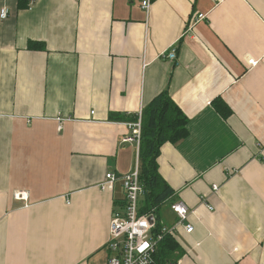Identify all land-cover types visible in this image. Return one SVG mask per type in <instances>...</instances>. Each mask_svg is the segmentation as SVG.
<instances>
[{"label": "crops", "instance_id": "1", "mask_svg": "<svg viewBox=\"0 0 264 264\" xmlns=\"http://www.w3.org/2000/svg\"><path fill=\"white\" fill-rule=\"evenodd\" d=\"M142 2L0 0V264H107L124 192L103 185L140 147L109 116L164 92L189 119L158 158L161 219L181 201L194 227L173 263L264 264V0Z\"/></svg>", "mask_w": 264, "mask_h": 264}, {"label": "built area", "instance_id": "2", "mask_svg": "<svg viewBox=\"0 0 264 264\" xmlns=\"http://www.w3.org/2000/svg\"><path fill=\"white\" fill-rule=\"evenodd\" d=\"M150 5L151 0H143L142 7L145 10H148ZM7 16L8 11L2 10L1 18L6 19ZM203 16L199 15L197 21ZM161 58L175 61L176 49L163 53ZM130 128L132 134L127 141L136 142L139 146L142 135V114L139 115L137 122L130 124ZM117 181L122 185L124 205L114 212L111 221L107 264H174L161 263L158 260V247L167 235H175L179 227H183L188 234L194 232V227L190 223L189 208L181 201L172 203L170 208L177 220L170 227L158 218L155 210L141 214L144 189L140 181L139 162L133 171L123 176L108 173L103 187H111ZM212 189L214 193L220 192L218 185H214Z\"/></svg>", "mask_w": 264, "mask_h": 264}, {"label": "trees", "instance_id": "3", "mask_svg": "<svg viewBox=\"0 0 264 264\" xmlns=\"http://www.w3.org/2000/svg\"><path fill=\"white\" fill-rule=\"evenodd\" d=\"M22 2L20 3V5ZM24 5L22 4L21 7ZM40 44H30L37 50ZM215 108L227 118L228 108L220 100L214 102ZM139 116L126 117L120 113L109 116L114 122H137ZM189 119L174 102L168 92L159 94L142 111V135L139 147L140 181L144 189L141 200V214L155 210L161 219V210L174 196V190L159 172L158 158L161 148L167 144H177L189 135ZM182 249L173 236L167 235L158 247V260L161 263L174 262L182 255Z\"/></svg>", "mask_w": 264, "mask_h": 264}, {"label": "rangeland", "instance_id": "4", "mask_svg": "<svg viewBox=\"0 0 264 264\" xmlns=\"http://www.w3.org/2000/svg\"><path fill=\"white\" fill-rule=\"evenodd\" d=\"M166 210H169V207L165 205V206L162 208L161 214L164 213ZM162 218H163V217H162ZM163 219H164V218H163ZM162 221H163V220H162ZM178 234H179V233H178ZM178 234L176 235L177 237H178ZM100 261H101L100 264H106V255H105V253H104L103 258H102Z\"/></svg>", "mask_w": 264, "mask_h": 264}]
</instances>
